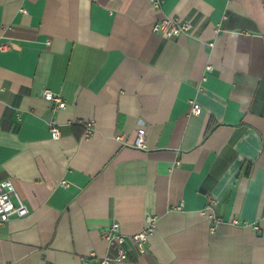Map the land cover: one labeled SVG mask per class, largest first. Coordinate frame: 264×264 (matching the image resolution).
I'll use <instances>...</instances> for the list:
<instances>
[{"label": "crops", "instance_id": "0c3cea01", "mask_svg": "<svg viewBox=\"0 0 264 264\" xmlns=\"http://www.w3.org/2000/svg\"><path fill=\"white\" fill-rule=\"evenodd\" d=\"M167 16L189 33L165 38ZM0 45V183L29 211L0 227V264L115 256L113 221L123 264H264V0H0Z\"/></svg>", "mask_w": 264, "mask_h": 264}, {"label": "built area", "instance_id": "2783aa9c", "mask_svg": "<svg viewBox=\"0 0 264 264\" xmlns=\"http://www.w3.org/2000/svg\"><path fill=\"white\" fill-rule=\"evenodd\" d=\"M153 8L159 9L162 0H149ZM19 11L22 14H26V10L21 8ZM192 25L188 21L180 20L176 17H164L155 26V29L159 30L165 38H173L180 34L189 33ZM2 46L0 45V49ZM206 71L211 70L210 65L205 68ZM204 80V77L202 78ZM41 97L52 104L53 110L63 109L65 107V102L62 98L48 89H44L41 92ZM201 111V107L195 101L189 102V110L187 115H198ZM83 125V135L84 139L90 137L94 131V121H79ZM48 130L52 139H57L60 136V131L57 128L55 120H50L48 122ZM136 148L144 149L146 147L145 143V129L140 126L136 129L134 145ZM178 164V163H175ZM62 186H67L65 181H61ZM216 199L211 196H207L205 206L200 214L204 217L209 218L214 225L221 222L219 217H216L211 213L212 207L216 204ZM178 210L180 206L176 207ZM28 208L25 203L20 199L18 194L10 180H5L0 183V227L3 226L12 216L17 218L24 217L28 214ZM157 218L155 215L147 214L144 217L143 225L140 230L129 236L133 245L136 249L143 253L145 251V245L150 237H152L153 232L156 227ZM100 237L107 246H114L116 254L115 256H103L98 258L93 264H123L127 259V251L124 246L126 235L121 232L120 225L118 222L113 221L104 227L100 232ZM81 264H91L87 260L81 261Z\"/></svg>", "mask_w": 264, "mask_h": 264}, {"label": "trees", "instance_id": "16d2710c", "mask_svg": "<svg viewBox=\"0 0 264 264\" xmlns=\"http://www.w3.org/2000/svg\"><path fill=\"white\" fill-rule=\"evenodd\" d=\"M210 125V124H209Z\"/></svg>", "mask_w": 264, "mask_h": 264}]
</instances>
